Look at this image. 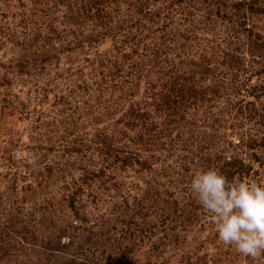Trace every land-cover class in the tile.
Segmentation results:
<instances>
[{"label": "trees", "instance_id": "1", "mask_svg": "<svg viewBox=\"0 0 264 264\" xmlns=\"http://www.w3.org/2000/svg\"><path fill=\"white\" fill-rule=\"evenodd\" d=\"M224 2L0 0V56L16 90L10 95L31 103L37 117L49 93L50 105L60 99L77 102L80 114L88 108L87 147L99 161L92 179L108 193L123 186L118 174L125 171L142 181L126 198L101 201L86 234H74L81 227L64 219L46 234L27 233L11 218L13 251L5 257L10 243L0 234V264H157L160 248L173 254L164 264L232 262L235 249L220 242L190 191L193 174L208 168L229 181L264 183V108L256 93L263 87L242 69L250 52L234 48L264 32L263 11L252 9L262 1L241 0L227 14ZM217 104L230 116L220 131L210 124ZM18 105L11 109L19 115ZM62 120L51 118V132L44 127L50 146L73 133V122ZM56 121L63 125L52 130ZM77 197L78 188L64 186L68 208Z\"/></svg>", "mask_w": 264, "mask_h": 264}, {"label": "rangeland", "instance_id": "2", "mask_svg": "<svg viewBox=\"0 0 264 264\" xmlns=\"http://www.w3.org/2000/svg\"><path fill=\"white\" fill-rule=\"evenodd\" d=\"M224 1L226 14L229 7L241 3V0ZM260 1L262 3L257 6L252 5V9L262 10L264 14V0ZM256 23L262 25L261 20ZM212 25L211 23L208 26L212 28ZM241 32L248 34L245 29H241ZM207 34L202 39H206ZM208 39L212 38L208 37ZM234 48L238 52L244 53L246 50L250 52L251 57L245 56L243 59L242 69L246 75L251 76V81L258 80L256 76L260 77L263 90L259 88L256 93L260 105L264 108V32L250 35L248 40L240 38ZM7 65L6 57L0 56V234L3 240L10 243V246H3V249L8 250L5 257L13 251L10 239L12 229L9 228L11 218L14 217L20 221L27 233L46 234L50 226L64 219L74 227H81L74 229V234H79L81 231L86 234L90 232L94 224V216L102 210L101 201L126 198L129 192L132 193L142 186V181L139 180L136 172L125 171L118 174L119 178H123V186L118 192H114L115 194L111 191L103 192L102 189L105 187L92 179L94 163L98 164L99 161L93 159L92 152L87 147L90 144L92 132L88 108L86 113L80 114L77 102L67 104L60 99L56 104L50 105L53 100L49 93L47 104L41 108L43 116H39L44 120L39 121L37 114L32 115L35 108L31 103L10 95L16 90L9 83ZM15 100L22 103L18 105L19 115L11 109ZM220 108L217 104L209 110L213 122L210 124L218 131L222 129V126H227L230 121V116H224ZM37 110L40 112V107L36 108ZM65 110L70 114L69 117L67 120L59 119L60 117L57 116ZM51 118L73 122L71 127L73 133L62 144L54 143L50 146L48 143L52 142V139L50 141L48 139L51 128L47 125ZM54 123L52 130L58 128L59 124L63 125L57 121ZM247 124L242 127L244 130ZM45 126L50 129V132L44 130ZM232 139L236 141L234 137ZM70 143L75 144L76 152H72ZM65 185L75 190L78 188V197L69 208L62 199ZM38 246L40 245L36 244L34 249H40ZM25 248L29 252L32 249L28 244ZM155 252H159L154 258L157 264L173 261V254L167 249L160 248ZM197 253L196 256L202 255L200 250ZM230 260L232 261L230 264H264V256L253 260L241 256L236 251H233V257Z\"/></svg>", "mask_w": 264, "mask_h": 264}, {"label": "clouds", "instance_id": "3", "mask_svg": "<svg viewBox=\"0 0 264 264\" xmlns=\"http://www.w3.org/2000/svg\"><path fill=\"white\" fill-rule=\"evenodd\" d=\"M190 191L210 214L220 242L246 258L264 256V183L229 181L218 169L208 168L193 174Z\"/></svg>", "mask_w": 264, "mask_h": 264}]
</instances>
